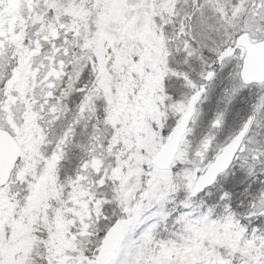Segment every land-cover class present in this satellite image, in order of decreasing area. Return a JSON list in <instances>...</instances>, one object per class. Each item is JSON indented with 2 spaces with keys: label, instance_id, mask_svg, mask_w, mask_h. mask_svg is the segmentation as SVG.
<instances>
[{
  "label": "snow or ice",
  "instance_id": "obj_1",
  "mask_svg": "<svg viewBox=\"0 0 264 264\" xmlns=\"http://www.w3.org/2000/svg\"><path fill=\"white\" fill-rule=\"evenodd\" d=\"M0 264H264V0H0Z\"/></svg>",
  "mask_w": 264,
  "mask_h": 264
}]
</instances>
